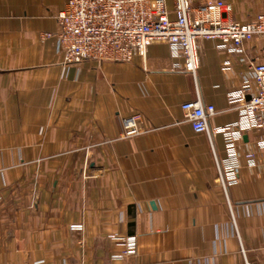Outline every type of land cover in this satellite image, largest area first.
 Wrapping results in <instances>:
<instances>
[{"label": "crops", "instance_id": "1", "mask_svg": "<svg viewBox=\"0 0 264 264\" xmlns=\"http://www.w3.org/2000/svg\"><path fill=\"white\" fill-rule=\"evenodd\" d=\"M226 1L232 20L264 12V0ZM63 3L0 0V264H264V144L254 131L233 139L238 180L225 189L224 135L181 110L199 100L215 108L211 127L237 122L230 94L264 62V34L238 49L198 41L194 70L166 41L128 61L65 62ZM135 113L141 129L121 136ZM94 165L106 171L88 175Z\"/></svg>", "mask_w": 264, "mask_h": 264}, {"label": "built area", "instance_id": "2", "mask_svg": "<svg viewBox=\"0 0 264 264\" xmlns=\"http://www.w3.org/2000/svg\"><path fill=\"white\" fill-rule=\"evenodd\" d=\"M232 9L226 0H173L172 9L167 8L165 0H64L56 14L59 26L56 37L65 62L128 61L135 53L143 54L152 42L166 41L181 50L186 67L194 70L198 41L219 39L225 46L238 49L256 34H264V12L240 22L226 15ZM250 68L252 82L243 83L229 98L230 106L240 112L237 122L211 127L209 116L215 112L213 104L203 105L199 100L181 104L184 118L195 131L205 132L210 138L216 132L224 135L227 155L221 160L215 157L218 169L215 183L225 189L238 180L239 161L233 139L244 131H254L259 135V144H264V62L251 61ZM140 129V115L132 114L124 118L121 136L136 134ZM246 157L253 159L254 153L248 152ZM105 171L104 166L94 165L87 174ZM68 229L82 242L81 222H71ZM122 239L123 253H134L135 236Z\"/></svg>", "mask_w": 264, "mask_h": 264}]
</instances>
